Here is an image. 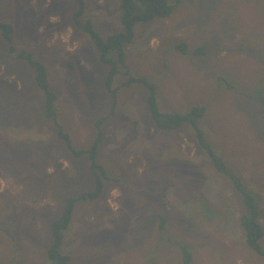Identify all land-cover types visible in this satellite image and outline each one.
<instances>
[{"label":"rangeland","instance_id":"obj_1","mask_svg":"<svg viewBox=\"0 0 264 264\" xmlns=\"http://www.w3.org/2000/svg\"><path fill=\"white\" fill-rule=\"evenodd\" d=\"M176 1L168 0L167 17L135 24L112 95L104 87L110 66L73 22L75 0H0L10 44L44 65L56 122L72 145L90 147L101 134L97 161L107 179L96 198L74 205L61 246L71 264H183L181 244L191 264H264L246 244L240 196L194 128L159 129L148 89L125 85L128 75L152 83L163 114L205 109L197 126L256 195L264 231V0ZM82 2L80 21L102 37L123 30L121 0ZM0 91L10 98L0 111V264H56L47 257L50 223L66 198L94 191L90 162L43 118L34 71L1 31Z\"/></svg>","mask_w":264,"mask_h":264},{"label":"trees","instance_id":"obj_2","mask_svg":"<svg viewBox=\"0 0 264 264\" xmlns=\"http://www.w3.org/2000/svg\"><path fill=\"white\" fill-rule=\"evenodd\" d=\"M78 7L73 13V22L76 27L85 32L93 43L97 46L99 52V60L103 64L110 66V71L104 81V87L112 95L115 90L112 88V81L116 75V63H120L123 69L125 65V46L130 44L134 36V27L137 22H147L155 18L167 17L173 10L174 5L168 0H121V24L123 30L116 34H111L102 37L92 27L90 22L82 23L80 17L84 11V3L82 0H75ZM179 0L176 1L178 3ZM1 35L5 41H8L10 53L17 59L25 61L34 71V80L37 87L42 91L44 97V111L43 118L54 120L56 125V134L65 143V146L75 156L79 157L86 155L90 162V168L93 175V182L95 183L94 191L83 193L80 197H69L65 199L64 207L60 215L51 221L50 231L52 235V242L47 248V257L56 264H71L70 256L66 253H61L63 232L68 228L73 214V209L78 199L93 197L96 198L102 190L103 179L105 176L103 167L97 161V150L99 142H101V134L99 133L93 140L90 147L76 149L70 140V137L63 127L56 122V108H55V93L51 91L46 78V69L44 65L38 62L32 53L25 50H16L11 44L12 25L0 21ZM111 54L113 57H111ZM125 75L128 71L124 72ZM138 83L148 89L147 105L154 120L156 127L164 131L177 129L184 122L189 123L195 130V138L198 145L203 149L204 153L209 157L212 167L217 173L225 176L235 191L241 198L244 206V213L241 215L239 222L245 234L246 244L252 248L259 255L264 257V250L260 246V240L264 235L263 227L260 222V209L258 199L252 190H247L240 178L226 165L221 157H219L213 150L211 144L205 140L203 133L197 126V120L201 118L205 112L203 107H194L192 110L183 113L163 114L159 112L156 101V93L154 85L148 82L143 77H136L128 75L125 85ZM0 91V111L3 110V105L8 104L10 98L6 99ZM3 100V101H2ZM7 100V101H6ZM4 148L11 153L8 146ZM162 225V222H161ZM182 254V263L191 264L192 254L189 247L185 244L180 245Z\"/></svg>","mask_w":264,"mask_h":264},{"label":"clouds","instance_id":"obj_3","mask_svg":"<svg viewBox=\"0 0 264 264\" xmlns=\"http://www.w3.org/2000/svg\"><path fill=\"white\" fill-rule=\"evenodd\" d=\"M50 171H51V169H50Z\"/></svg>","mask_w":264,"mask_h":264}]
</instances>
